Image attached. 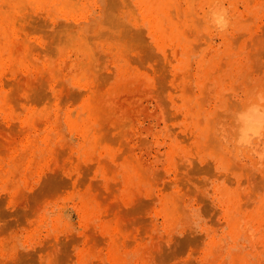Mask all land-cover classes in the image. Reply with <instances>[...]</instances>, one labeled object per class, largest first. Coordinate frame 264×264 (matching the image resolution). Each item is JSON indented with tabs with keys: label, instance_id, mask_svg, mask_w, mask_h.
<instances>
[{
	"label": "rangeland",
	"instance_id": "rangeland-1",
	"mask_svg": "<svg viewBox=\"0 0 264 264\" xmlns=\"http://www.w3.org/2000/svg\"><path fill=\"white\" fill-rule=\"evenodd\" d=\"M253 100L264 0H0V264H264Z\"/></svg>",
	"mask_w": 264,
	"mask_h": 264
},
{
	"label": "bare ground",
	"instance_id": "bare-ground-1",
	"mask_svg": "<svg viewBox=\"0 0 264 264\" xmlns=\"http://www.w3.org/2000/svg\"><path fill=\"white\" fill-rule=\"evenodd\" d=\"M215 1H217V0H215ZM213 3H214V1H213ZM213 3H212V1H210V9L208 10V13L210 12L209 14L210 15L212 14V17L215 18V20L220 25H223L229 19L226 18V15H224L225 12L222 10L221 7L214 9L213 8L214 5H217V4H213ZM205 12H206V14H208L207 11H205ZM222 15L226 18L225 21L223 19L224 17L222 18ZM206 20H207V18H206ZM208 20H210V19H208ZM206 22L208 23V21H206ZM255 102H258V101H256V100L254 101L253 100L252 105L245 103L244 105H242L243 107H242L241 112L239 111L240 112L239 121H237L239 123V125H238V123H237V125L239 126L240 130L239 129H237V130L241 131V133H242L241 137H244L245 138L244 141H246V142H251L252 141L254 133L256 134L257 132L260 131V127H261L262 122L264 120V108L262 107V105H260V103L258 104V103H255ZM237 118H238V116L236 117V119ZM257 162H259V161H257Z\"/></svg>",
	"mask_w": 264,
	"mask_h": 264
}]
</instances>
